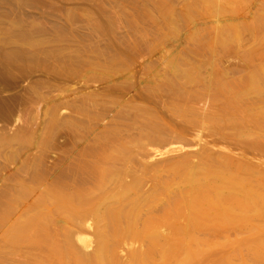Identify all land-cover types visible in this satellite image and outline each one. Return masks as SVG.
Here are the masks:
<instances>
[{
	"label": "bare ground",
	"instance_id": "6f19581e",
	"mask_svg": "<svg viewBox=\"0 0 264 264\" xmlns=\"http://www.w3.org/2000/svg\"><path fill=\"white\" fill-rule=\"evenodd\" d=\"M162 3L175 33L190 36L197 45L194 54L206 58L200 64H191L184 59L182 49L170 51L165 54V61L172 68V74L153 78V82L148 77L153 63H148L143 68L149 74L142 69L148 83L141 77L143 81L134 84L147 87L142 93L146 99L157 98L162 89L169 88L170 101L181 107L172 112L173 116L176 113L191 115L193 120L189 119L186 127L192 133L205 132L208 140L225 137L230 147L244 146L264 156V134L255 140L248 139L251 128L264 133V110L252 112L241 103L244 93L255 92L264 98V64L242 82L222 80L211 91L212 82L201 70L211 56L229 48L244 33L255 35L264 49V0H187L183 11H177L167 0ZM137 9L145 12L139 6ZM100 20L96 19L95 23H101ZM111 23L114 22H110V27ZM120 47L113 49L119 56L123 50ZM40 51L29 55L19 52L17 57L42 61L51 55V59L57 61L56 53ZM109 63L103 64L105 70L102 68L90 75L91 79L103 75V70L106 73L103 79L108 80L106 77L110 79L113 74L112 79L115 74L111 72L115 69ZM130 65L126 64L127 67L120 71H128ZM108 73L111 74L107 76ZM133 73L129 76L126 73V76L131 79ZM195 85L201 88L194 90ZM224 97L216 115L186 105L191 101L212 104ZM181 101L183 104H177ZM81 111L92 126H97L100 118H103L100 125L106 122L102 114L91 108L83 107ZM116 117L119 121L126 120L121 112H117ZM142 117L145 128L137 142L146 139L148 143L141 145L137 152L131 149L129 142L120 139L119 127L114 125L105 133H97L101 141L99 146L77 145L70 152V159L61 163L48 164L45 160L44 163V155L35 154L36 150L33 154L21 153L33 141L48 147L54 132L49 128L51 120L44 126L49 131H45L47 135L44 132L39 138V134H29L22 140L20 147L23 149L0 166V184L5 187L0 190V202L2 197H7L0 203V264H235L236 257L242 255L241 247L235 246L227 255L221 254L223 250L216 254L210 249L221 246L212 235L228 226L239 233L260 229L250 237L247 255L241 258V264H264L263 166L241 163L227 154H214L202 141H197L196 150L179 155L177 159L140 164L156 146L167 144L172 136L171 128L157 114L145 110ZM54 118H51L54 119L51 126L56 129L60 123H55L57 118ZM227 127L235 128L236 133L225 135ZM29 165L33 172L27 183L19 175ZM160 171L177 179L163 181ZM109 182L114 187L104 201L90 196L93 190ZM185 184L188 187L180 190V185ZM178 185L180 191L176 194ZM173 186H176L174 190ZM171 190L175 196L170 195ZM161 203L163 207L159 213L152 211L143 215L144 210ZM256 219L262 222L253 227L252 221ZM90 221L94 224L88 228L95 238L93 242L85 236V229L82 228L83 234H78V228L75 233L76 228L70 226V230L67 226L89 227ZM62 222L66 227L63 224L59 227ZM200 233H205L207 239L200 238ZM208 234L213 239H208ZM212 253L219 257L209 258Z\"/></svg>",
	"mask_w": 264,
	"mask_h": 264
},
{
	"label": "rangeland",
	"instance_id": "374dc122",
	"mask_svg": "<svg viewBox=\"0 0 264 264\" xmlns=\"http://www.w3.org/2000/svg\"><path fill=\"white\" fill-rule=\"evenodd\" d=\"M167 1L177 11H183L186 8L187 0ZM137 6L143 8L145 12L141 13ZM92 14L95 17H90ZM94 18L103 20L102 22L100 20L101 23L98 24L95 23L98 21ZM108 20L114 22L111 23L113 28L110 27L111 21ZM95 25H100L102 31L98 26L95 29ZM120 42L123 50H121ZM112 43L113 45L110 46ZM196 46L190 36L181 32L175 33L172 29L162 0H0V166L6 163L8 157L23 149L20 143L27 135L39 134V138L44 136L47 130L44 126L49 125L47 124L49 120L53 122L55 116L57 120L54 122L60 124L56 125L55 129V126H51L52 122H48L49 128L55 129L48 128L51 132L54 131L50 146L46 147V144L40 143L47 148L44 147L43 150L42 145L33 141L34 143L26 145L23 149L25 152L22 150L21 153L27 154L29 151V154H33L36 150L35 154L39 153L41 157L44 155L42 157L44 163L45 161L48 164L61 163L70 159V152L77 145L99 146L101 141L97 133H105L110 125L119 127L120 139L129 142L131 149L137 152L141 145L148 143L146 139H141V143H138L137 139L145 128L143 111L150 110L160 116L171 128L172 136L169 137L167 144L156 146L149 157L142 159L140 164L148 161L177 159L179 155L196 150L197 141H202L211 147L214 154H227L241 163L262 165L264 168V156L260 153L244 146L230 147L225 143V137L208 140L205 132L194 134L187 129V121L193 120V117L180 113L173 116L172 112L181 107L170 101L169 88L162 89L157 98L146 99L142 93L147 91V87L140 83L134 84L140 81L141 77L144 79L149 74L146 73V68H143V65L148 63H153L148 76L151 80L172 74V68L165 61V54L176 49H182L184 59L191 64H200L206 57L194 54ZM119 47L122 51L121 56L114 53V50ZM160 47L162 49L158 51ZM39 49L48 50L52 54L56 53L57 61H53L51 55L42 61L17 57L19 52L29 55ZM7 54L10 56L7 57ZM106 61H109V65L115 69V72L114 70L111 72L115 74L112 79L113 74H107V76L111 74L110 79L106 77L108 80L103 79L106 76L104 75ZM126 64L132 65V67L128 66V71L122 70L123 67H127ZM262 64H264L262 45L259 44L255 35L244 33L239 40L231 43L229 48L211 56L201 70L212 82L209 89L211 91L222 80L242 82L248 74ZM102 68L103 75L100 74L95 76L98 77L97 79L95 77L91 79L90 75ZM142 69L143 71L145 69L146 75ZM128 72L129 74L134 72L133 79L127 77ZM101 76L104 77L101 78ZM145 78L147 79V76ZM200 88L199 85L194 86V90ZM225 97L212 104L191 101L186 105H191L203 113L216 115ZM87 99H91V102ZM241 103L252 112L264 110V98L255 92L244 93ZM177 104H183V102H177ZM83 107L102 114L106 122L100 125L99 123L103 121V118H100L98 122L96 121L98 125L92 126L85 120L81 111ZM117 112L123 113L126 120L119 121L116 117ZM47 114L53 117L48 115L49 118ZM136 115L140 116L135 121ZM234 133L236 129L233 127H227L224 130L225 135ZM261 134H264L263 130L251 128L248 139L255 140ZM31 165L22 170L19 175V178L27 183L32 177ZM137 170L140 169L137 167ZM160 176L163 181L177 179L166 171H163ZM113 187V183H106L103 187L93 190L90 196L102 202ZM180 187L178 185L175 193L188 187V184L180 185ZM2 188L5 189L0 184V190H4ZM174 188L176 186L172 189ZM173 193L171 190L170 195L172 196ZM5 198L2 197L3 201H6ZM162 207L163 203L151 207L152 209H146L143 215L152 211L159 213ZM261 222L256 219L252 221V225L256 227ZM91 224H93L92 221L88 223L89 227L78 224L74 227L67 226L70 230H72L71 227L76 228L73 231L75 233L79 229L82 233L79 231L78 234H83L86 230L84 235L93 242L95 238L88 229L92 227ZM62 226L66 227L63 222L59 227ZM82 228L85 230L83 231ZM259 230L256 228L252 232L239 233L230 226L224 227L221 233L212 235L221 246L210 249L214 253L223 250L221 254L227 255L235 246H239L243 252L241 257H236L234 263L241 264V258L247 255L246 247L250 237ZM200 234V238L207 239L205 233ZM212 236L208 239H213ZM34 252L38 253V251ZM214 253L210 254L209 258L219 257Z\"/></svg>",
	"mask_w": 264,
	"mask_h": 264
}]
</instances>
